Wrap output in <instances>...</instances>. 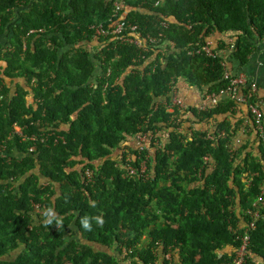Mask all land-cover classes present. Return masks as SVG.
<instances>
[{
  "label": "trees",
  "instance_id": "obj_1",
  "mask_svg": "<svg viewBox=\"0 0 264 264\" xmlns=\"http://www.w3.org/2000/svg\"><path fill=\"white\" fill-rule=\"evenodd\" d=\"M121 2L140 37L160 38L147 52L94 35L112 0H0V264H219L240 245L264 189V141L228 147L242 123L229 100L168 104L173 87L190 104L183 84L199 95L227 86L226 58L196 51L219 36L243 67L264 42V0ZM146 131L160 147L145 177H128L147 156L134 143ZM259 211L252 264H264Z\"/></svg>",
  "mask_w": 264,
  "mask_h": 264
},
{
  "label": "built area",
  "instance_id": "obj_2",
  "mask_svg": "<svg viewBox=\"0 0 264 264\" xmlns=\"http://www.w3.org/2000/svg\"><path fill=\"white\" fill-rule=\"evenodd\" d=\"M112 2L113 15L110 18V22L106 26L103 23H98L91 27L95 36L111 37L116 39L118 43L132 45L142 52H147L152 46L157 45L161 41L160 38L153 37L149 34L144 35V37H140L141 33L139 31L138 25L129 22L124 17L125 15H123L125 4L122 3L121 0H112ZM166 23V21L162 20L160 23L161 27L166 28ZM39 32H42V30L39 29ZM23 48H25V43L23 44ZM87 48L90 49V46L87 45ZM232 50L233 45L232 43H229V45L226 47V51L231 53ZM196 53H203L207 57H215L216 53L214 52V44L212 40H210V37L201 47V51L198 50ZM140 59H143V55H140ZM225 61H221V66L225 69L224 79L228 81L227 86L220 90L219 93L203 95L195 109L197 111H205L206 109L219 104L221 100H229L233 102V104H235L234 112L238 111V108L241 106L246 109V119L244 123H241L239 134H237L228 145L231 150L236 152V150L240 148V146L245 142L243 136L247 134V127L249 128V131L253 130L252 132L254 134L256 133L259 138L264 141V100L263 98H259L255 102L247 103V96L244 94V92H242V89L246 88V86H249L250 90L256 95L258 92V84L254 81H250L247 76L243 74L240 76H233L232 73H230V71L227 69ZM169 99L170 102L168 104V112H172L174 109L179 111L186 110L187 104L180 95V91L177 87H173L169 94ZM15 133L21 135L18 128H15ZM221 135L224 136L223 134ZM255 140L258 142L256 137ZM134 143L135 148H137L140 153H147V156L142 161L140 171H137L134 166L128 164L126 165L125 174L128 177H132L139 173L141 177H145V171H147L146 161L152 154L153 148L159 147V142L154 139V135L151 131H146L143 134L141 133L136 135L134 137ZM33 149L34 145L29 148L30 151ZM128 160L130 161V158H128ZM207 161L208 158H205V162ZM85 177L88 179V181H90L91 173L86 171ZM263 198L264 189H262L260 195L253 202L251 208L244 212L248 217V222L244 228L245 234L238 238L240 243L239 247L234 250L229 261L221 262L219 264H252L251 261H249L248 247L250 246L251 234L256 229L258 219L261 215L259 208L264 206ZM35 207L37 208V205ZM165 259H169V255H166Z\"/></svg>",
  "mask_w": 264,
  "mask_h": 264
},
{
  "label": "crops",
  "instance_id": "obj_3",
  "mask_svg": "<svg viewBox=\"0 0 264 264\" xmlns=\"http://www.w3.org/2000/svg\"><path fill=\"white\" fill-rule=\"evenodd\" d=\"M21 11L19 9H15L14 14V20L19 19ZM219 36L212 35L210 37V40H212L214 44V50L218 52V54H221L223 58H226V65L227 69L233 73V75L240 76L245 75L250 81H254L258 84V93H264V42L255 40L254 41V48L252 52L249 54L246 64L241 67L236 61L229 60V57H227L228 52L226 51V48L219 49ZM222 40V39H221ZM227 55V56H226ZM186 84L182 85L183 88V94L188 96L187 102L191 104V106L198 105L199 101L201 100L203 95H199V93L191 92L188 87H186ZM238 116V118L242 119L241 121L244 123L246 119V109L241 106L238 108V111L235 112ZM253 130L249 131V128L247 127V134L243 136L244 141L247 140V138H254L256 137L255 134L252 132ZM239 134V133H238ZM252 140V141H253ZM131 144L133 145V142L131 141ZM254 146H257V143L255 142ZM259 153V152H257ZM260 155V153H259Z\"/></svg>",
  "mask_w": 264,
  "mask_h": 264
},
{
  "label": "clouds",
  "instance_id": "obj_4",
  "mask_svg": "<svg viewBox=\"0 0 264 264\" xmlns=\"http://www.w3.org/2000/svg\"><path fill=\"white\" fill-rule=\"evenodd\" d=\"M230 73H231V72H230ZM232 75H233V73H232ZM233 76H236V75H233ZM256 94H257V93H256ZM257 96H258V94H257ZM202 97H203V96H202ZM186 104H187V103H186ZM188 106H191V104H187V107H188ZM196 106H197V105H196ZM196 106H191V107H192V108H196ZM186 109H187V108H186ZM15 128H18V127H14V129H15ZM18 129H19V128H18ZM19 130H20V129H19ZM16 134L19 135L18 133H16ZM20 134H21V131H20ZM19 136H22V134L19 135ZM154 139H155V138H154ZM155 140H157V139H155ZM157 141H158V140H157ZM159 147H160V144H159ZM153 151H154V148H153ZM153 151H152V152H153ZM35 206H36V204L34 205L35 211H38V209H39V208H38V205H37V208H36ZM236 248H237V247H236ZM222 255H223V254L219 253V254H218V258H221ZM231 257H232V256H230V258H228V259H231ZM228 259H224V261H222V262H226ZM228 261H229V260H228ZM220 263H221V262H220Z\"/></svg>",
  "mask_w": 264,
  "mask_h": 264
},
{
  "label": "rangeland",
  "instance_id": "obj_5",
  "mask_svg": "<svg viewBox=\"0 0 264 264\" xmlns=\"http://www.w3.org/2000/svg\"><path fill=\"white\" fill-rule=\"evenodd\" d=\"M187 125H188V123H187V121H185V122L183 123V126H187ZM188 126H190V125H188ZM122 252H123V255H124V253L126 252V249H123Z\"/></svg>",
  "mask_w": 264,
  "mask_h": 264
}]
</instances>
